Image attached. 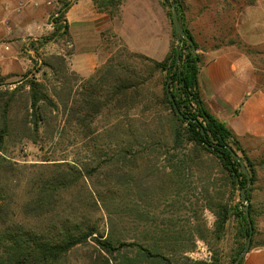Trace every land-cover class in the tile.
<instances>
[{
  "label": "trees",
  "instance_id": "trees-1",
  "mask_svg": "<svg viewBox=\"0 0 264 264\" xmlns=\"http://www.w3.org/2000/svg\"><path fill=\"white\" fill-rule=\"evenodd\" d=\"M93 2L99 12L116 13L122 0ZM161 2L174 39L163 61L122 49L85 79L70 69L66 55L53 54L41 60L49 72L42 80L26 76L14 87H0V264H178L170 257L181 256L184 264H220L214 248L232 217L245 240L236 261L250 233L241 204L248 182L242 165L251 179L250 251L255 246L253 192L263 166L234 158L233 152L246 154V137L205 108L201 46L183 22L181 0ZM173 2L195 55L176 34ZM71 6L53 20L50 42L61 31L70 40L65 17ZM237 45L249 57L259 54ZM26 143L41 151L68 143L76 152L71 159L19 161L11 152ZM197 242L210 247V261L188 257Z\"/></svg>",
  "mask_w": 264,
  "mask_h": 264
},
{
  "label": "crops",
  "instance_id": "crops-1",
  "mask_svg": "<svg viewBox=\"0 0 264 264\" xmlns=\"http://www.w3.org/2000/svg\"><path fill=\"white\" fill-rule=\"evenodd\" d=\"M74 1L65 17L72 38L87 42L92 31L99 40L102 36L106 38L108 33L111 34L108 42L112 41L116 49L123 48L156 61H163L170 52L173 33L161 0H122L118 12L113 15L106 10L99 12L93 0ZM56 2L58 4L60 0H0L2 76L7 75L3 62L8 56L6 49L10 50V45L5 42L18 33L14 23L23 24L19 28L21 34L41 35L42 12L46 13ZM185 2L181 0L183 22L200 44L204 55L199 91L205 108L238 137H248L264 144V69L259 68L254 59L239 50L236 44L218 45L213 34L209 41L199 42L189 27L191 20L210 23L216 20H211V12H203L204 9L209 11L206 7L201 6L196 13L189 12ZM236 9L239 36L245 44L258 50L264 45V17L260 16V11L256 14V9L251 11L243 1ZM214 15L218 16L217 13ZM110 51L107 44L103 50L91 52L85 48L75 52L69 56L71 70L87 79L113 55ZM260 51L257 52L262 54ZM243 264H264V247L254 246Z\"/></svg>",
  "mask_w": 264,
  "mask_h": 264
},
{
  "label": "rangeland",
  "instance_id": "rangeland-1",
  "mask_svg": "<svg viewBox=\"0 0 264 264\" xmlns=\"http://www.w3.org/2000/svg\"><path fill=\"white\" fill-rule=\"evenodd\" d=\"M186 5L189 7V12H198L199 8L202 6L206 7L209 11L203 10V12H211V20L215 22H205L206 20L194 21L191 20L189 27L192 29L196 38L199 42L206 39L209 41L211 35L217 38V44L221 46H226L232 41L235 43L242 42L241 37L238 32V25L236 20L238 18L236 3L238 0H184ZM240 4L243 3L249 5L252 9H256V14L260 11V16L264 17V0H254V4L250 5V0H239ZM74 0H60L57 4L54 3L48 11L42 12L41 17L44 20L40 24V30L43 32L41 35L28 36V34H21L19 28L21 23H14L15 29L17 30V35L13 36L14 38L8 40L10 45V50L8 51L7 60L4 61L3 65L5 66L4 71L7 75L2 76L3 70L0 72V87L2 89L14 87L22 82L26 76L29 78H36L38 80L43 79V73L48 72L47 69H41V60L46 59L49 55L53 54H62L66 55L69 67L70 66V55L75 52H80L82 49L88 48L89 51H96L102 49L108 44L109 49L111 48L112 54H115L117 51L122 50L123 48L116 49V46L111 42H108L111 34L107 33V37L99 40L96 37V34L92 31L90 33V40H81L80 38H72L70 34L69 39H62V31L57 34V41H49L52 34H54L55 25L53 20L58 16L60 11H64L65 4H72ZM201 7V8H202ZM110 11V10H108ZM115 14V11L111 10L110 14ZM193 13L191 15H193ZM218 14L216 17L214 14ZM16 19V18H15ZM169 19V17H168ZM257 20V19H256ZM170 23V19L168 20ZM193 22V23H192ZM261 26L263 23H260ZM256 26V24H251ZM23 26V24L21 25ZM170 28L172 29L171 23ZM250 32H253L250 28ZM78 37V36H77ZM54 40V38H53ZM216 43V42H215ZM236 44V46H238ZM258 49V48H257ZM261 50V51H260ZM257 51L262 52V54H255L252 56L255 64L264 69V45L259 47ZM49 73V72H48ZM242 148L245 150L246 154H243L239 151L238 155L240 158L247 156L252 162L260 164L263 166V170H260V178L257 185L254 188L253 198L255 202L254 210V219H255V228L256 235L254 237L255 246L264 247V144L258 141H254L248 137L241 140ZM57 150V152H55ZM76 152V147L69 146L68 143L65 146L49 149L46 147L44 151H41L38 147L34 146L31 143H26L23 148H18L17 150L12 151V156L19 161H28V162H37L42 160L44 157L48 159H63L67 157L71 159L74 157ZM228 199V196H227ZM240 200V197H237ZM194 202V199L190 197L187 200V203ZM187 205V209H189ZM245 207V206H244ZM165 208L162 207L160 210H156V213L164 211ZM245 210V209H244ZM190 212V209L188 210ZM187 211V212H188ZM183 214V213H182ZM209 226L213 225L214 217L208 211L204 214ZM239 221L236 217H232L228 222L226 231L223 239L219 244L214 248L219 255L221 261L220 264H233L232 261L236 251L239 248V243H244L245 240L239 238ZM189 258L193 261H210L213 252H211L210 247L203 242H197L196 249L194 252L187 254ZM178 261V264L187 263L185 256L181 257H170ZM177 264V263H176Z\"/></svg>",
  "mask_w": 264,
  "mask_h": 264
},
{
  "label": "water",
  "instance_id": "water-1",
  "mask_svg": "<svg viewBox=\"0 0 264 264\" xmlns=\"http://www.w3.org/2000/svg\"><path fill=\"white\" fill-rule=\"evenodd\" d=\"M171 9H172V13H173L172 21H173V25H174L176 34L178 35V37H180L183 40L187 41L191 45V47H192V55H195L197 53V47H196L194 41L187 36V34L185 33L183 27L181 26V23L179 21V15H178V12H177V4L173 2ZM168 95H169L170 100L174 104L175 111H176L177 115L182 120H185V117L182 115L181 111L178 109V107H177V105L175 103V100H174V98H173V96L171 94V91H170L169 87H168ZM233 155H234V158L239 163L242 164L241 158L235 152H233ZM242 170H243V173L247 175L248 182H247V186L241 190V204H243L245 206L247 223H248V225L250 227V233H249V237H248L247 243H246V245L244 247V250L241 252V254L236 259V261L233 262V264H239L245 258V256L249 253L251 245H252V239H253V233H254L253 224H252V221H251L250 211H249V201H248V198H247V190L251 186V179H250L248 170H247V168L244 165H242Z\"/></svg>",
  "mask_w": 264,
  "mask_h": 264
}]
</instances>
